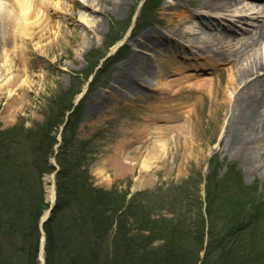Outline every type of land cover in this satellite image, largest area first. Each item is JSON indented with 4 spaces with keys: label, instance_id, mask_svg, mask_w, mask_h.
Listing matches in <instances>:
<instances>
[{
    "label": "rangeland",
    "instance_id": "1",
    "mask_svg": "<svg viewBox=\"0 0 264 264\" xmlns=\"http://www.w3.org/2000/svg\"><path fill=\"white\" fill-rule=\"evenodd\" d=\"M98 1L100 10L97 13L93 6L89 7L90 14L73 10L75 23L82 24L78 27L79 37L73 42L65 40L62 45L52 47L53 52L38 61L35 71L20 75L0 74V151L8 153L16 163L20 161L19 156L29 163L32 155L37 152L35 148L32 150V147L28 146L30 140L28 136L33 134L37 136L41 127L50 122L57 123L60 116L59 108L68 105L71 107L76 93L82 89L86 91L84 86L86 81L93 75L94 67L103 55L107 54L108 63L103 65L100 74L92 76L87 92L80 100L82 114L79 116L76 129L79 138L91 140L90 150L95 160L91 163L88 174L92 186L105 191L111 188L128 190L131 193L144 190L146 193L142 192L138 198L139 208L142 207L141 210L147 207L154 208L153 212H158L157 209L162 208L168 201L173 202V206H182L190 200L195 201V197L198 196L203 201L204 178L210 168H216L215 178L221 183V187L216 194L219 200L213 202L211 208L214 213L217 209L221 211L220 222L238 212L232 209L236 202H240L246 210H250L254 203L264 205V174L261 170L249 171L239 157H235L227 150V143L231 138L230 125L226 120H219L217 117L219 115L210 108V101L207 100L202 106L198 105L195 112L193 111L194 120L188 131L190 122L188 127L181 124L185 115L182 109L177 111L181 112V116L175 120L174 116L171 117L157 107L160 105L158 93L161 90H169L170 86L168 88L164 86L163 89V86L158 85L151 77L146 85L149 88L137 84L139 91L132 93L120 84L128 72L126 63L135 53L138 56L136 64L150 70L154 75H158L162 69L160 63L168 62L169 66L176 67L173 69L176 74L168 76L165 85L170 81L171 88L176 89L178 85L173 79L178 77H181L182 85L204 84L209 91L213 90L217 94V102L224 104L225 97L231 94L232 71L225 65L227 62H222L217 56L213 58L202 56L200 52H195L194 48H184L183 53L176 52L175 48L178 50L177 46L180 47L183 38L172 36L165 29L166 18L169 16L163 12L161 6H164L166 0H156L155 8L148 7L149 4L141 8L142 0H124L117 12L111 9L113 0ZM176 1L179 2V6L190 12L201 11L196 8V3L200 0ZM245 2L249 1L236 0V5L227 11H206L204 18H207L208 14L213 15L206 21L214 22L215 17L218 22L229 26L230 34L235 39L244 40L243 37L253 32L243 31H251L258 23L254 21L255 17L258 16L260 20V15L263 14L257 15L254 9L247 12L250 16L245 19L246 21L239 19L240 12L234 13L232 10L238 9L240 4ZM249 3L252 5V2ZM58 7L60 10L57 11L61 12L66 11L69 6ZM133 15L138 18L130 33L129 28L127 31L126 28L133 24ZM86 19L90 22L88 23ZM96 22L101 25L94 29ZM190 24L194 28H201L199 19L195 17H189L181 27L188 30ZM64 25L68 26L69 23ZM84 27L92 29V33L86 34ZM204 29L216 31L214 27ZM147 30L155 31L156 39L151 43L147 42L148 46L143 44L135 46L132 54L131 48L135 41L145 43V40L140 39V35ZM119 38L120 43L108 48ZM112 55L114 56L110 58ZM163 66L168 68L166 65ZM13 80L17 82L10 86L7 82ZM92 82L95 84L93 89ZM49 129L56 138H59L61 132L59 125ZM62 135L63 133L61 138ZM260 145H264V142H259L255 146L260 148ZM255 151L258 158L261 151ZM60 162L61 166L71 168L69 165L71 160ZM34 170L39 171V164L37 167L34 166ZM227 170L235 173L233 184L222 180ZM57 172L51 168V171L41 175L46 204H50L47 187L52 184L55 190ZM201 179L203 181L200 183ZM48 204L38 218L39 231V222L42 224L41 216L47 212ZM201 210L204 212L203 208ZM5 214L0 216V221L8 220ZM47 214L49 216L50 213ZM259 216L260 224L257 229L261 231L259 236L264 244V225L261 223L264 221V214L260 213ZM126 219L132 222L129 217ZM19 230L20 227L14 223L0 222L2 253L0 262L8 256L20 255V259L14 264H24L26 257L15 252L13 246L14 244L20 246L19 242H23ZM41 236L42 234L39 240ZM43 254L44 252L41 254L38 250L36 260L39 261V257L44 258Z\"/></svg>",
    "mask_w": 264,
    "mask_h": 264
},
{
    "label": "trees",
    "instance_id": "2",
    "mask_svg": "<svg viewBox=\"0 0 264 264\" xmlns=\"http://www.w3.org/2000/svg\"><path fill=\"white\" fill-rule=\"evenodd\" d=\"M70 108H59L56 124L50 122L37 136H28V146L37 152L29 163L20 156L16 163L0 151V216H8L0 222L20 227L23 242L13 246L26 257L24 264H38V218L47 207L41 175L53 168L48 160L56 142L49 128L60 125ZM76 122L77 117L71 115L55 154L60 169L56 200L42 224L44 264H264V244L257 229L264 205L254 203L246 210L236 202L232 209L238 212L220 222L221 211L214 213L211 208L219 200L216 194L221 187L215 178L216 168H210L204 178L203 201L198 196L182 206L168 201L158 212L149 207L141 210L138 198L145 191L127 198L128 190L105 191L89 183L87 142L76 139ZM61 160H71V168L61 166ZM37 163L38 172L34 170ZM234 174L227 170L222 180L233 184ZM13 256L0 264L20 259V255Z\"/></svg>",
    "mask_w": 264,
    "mask_h": 264
},
{
    "label": "bare ground",
    "instance_id": "3",
    "mask_svg": "<svg viewBox=\"0 0 264 264\" xmlns=\"http://www.w3.org/2000/svg\"><path fill=\"white\" fill-rule=\"evenodd\" d=\"M123 1L113 0L111 9L119 11ZM253 1L256 4L250 5L249 2H245L236 9V11L240 10L239 19H247L250 16L247 12L255 8H257L256 13L264 14V0ZM197 2L196 8L201 11L190 12L179 6L178 1L166 0L164 6H161L163 12L169 16L166 18L165 29L172 36L183 38V43H180V47L177 46L178 50L175 48L176 52L183 53L184 48H194L195 52H200L202 56L206 55L210 58L217 56L222 62H227L225 65L232 71H230L232 75L230 91L233 96L229 94L225 97L224 104H220L216 100L217 94L213 90L209 91L207 85H182L181 77L173 79L178 85L176 89L171 88L170 81H166L168 85H165V79L176 74L173 70L176 67L169 66L168 62L160 63L162 69L158 75L138 66L136 64L138 56L134 53V47L139 44L148 46V43L154 41L157 33L153 30H147L140 35V39L145 40L146 44L142 43L143 41H135L133 44L131 53H134V56L126 63L128 72L124 76L125 80L120 84L132 93L139 91L137 84L149 88L146 85L151 77L158 85H162L163 89L164 86L166 88L170 86L169 90L160 89L157 96L160 105L157 107L161 111H166L171 117L174 116L175 120L181 116V112L177 111L182 109L185 115L181 124L188 127L190 122L188 131L194 120L193 111L198 105L202 106L207 100L210 101V108L219 115L217 116L219 120H226L230 125L231 138L228 143L226 142L227 150L235 157H239L249 171L261 170L264 174V145H260V148L255 146L259 142H264V17L253 29L252 34L248 33L243 37L244 40H239L235 39L225 26L215 32L204 29L214 26L212 21H206L213 15L208 14L207 18H204L206 16L204 12L227 11L236 5V0ZM58 6L69 7L66 11L58 12L57 9L60 10ZM90 6L95 7L96 13L99 12L98 0H5V2L0 0V74L8 76L32 73L37 69L38 61L53 52L52 47L62 45L65 40L75 41L79 37L78 27L82 24L75 23L73 10L90 14ZM69 10L70 12H67ZM189 17L199 19L201 28H194L190 24L188 30H184L181 26ZM86 21L90 22L89 19ZM63 22L69 25L65 26ZM100 25L96 22L94 29ZM84 28L86 34L93 31ZM142 58L145 61V57ZM33 61L36 63H32ZM163 65L168 68H164ZM16 82L17 80H13L7 83L11 86ZM254 149L261 151L258 158ZM53 196V185L50 184L47 187L48 200L52 201Z\"/></svg>",
    "mask_w": 264,
    "mask_h": 264
}]
</instances>
